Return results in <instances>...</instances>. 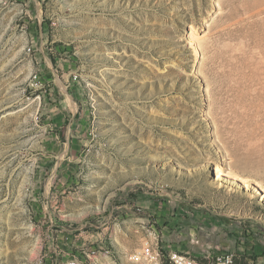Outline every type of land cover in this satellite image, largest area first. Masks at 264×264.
Instances as JSON below:
<instances>
[{
  "label": "rangeland",
  "instance_id": "374dc122",
  "mask_svg": "<svg viewBox=\"0 0 264 264\" xmlns=\"http://www.w3.org/2000/svg\"><path fill=\"white\" fill-rule=\"evenodd\" d=\"M216 164L264 184V0H0V264H264Z\"/></svg>",
  "mask_w": 264,
  "mask_h": 264
},
{
  "label": "built area",
  "instance_id": "2783aa9c",
  "mask_svg": "<svg viewBox=\"0 0 264 264\" xmlns=\"http://www.w3.org/2000/svg\"><path fill=\"white\" fill-rule=\"evenodd\" d=\"M31 88L47 90L48 82L41 72H34L29 80ZM207 258V257H206ZM210 264H235L234 252L209 254ZM133 261H146L151 264H204L203 255H193L173 247L165 248L158 241L147 239L140 251L132 255ZM72 264H76L72 262Z\"/></svg>",
  "mask_w": 264,
  "mask_h": 264
},
{
  "label": "bare ground",
  "instance_id": "6f19581e",
  "mask_svg": "<svg viewBox=\"0 0 264 264\" xmlns=\"http://www.w3.org/2000/svg\"><path fill=\"white\" fill-rule=\"evenodd\" d=\"M195 33H192V35L195 36L196 38L197 33L196 34ZM197 41L199 42V39H197ZM212 169H213V173H215L214 178L216 180L223 179V177H227V178H231L235 180H241V183L246 189L248 190L252 189L255 193H258V192L264 193V184L258 180H254L249 176H241L237 172L223 168V166H221L220 164H216Z\"/></svg>",
  "mask_w": 264,
  "mask_h": 264
}]
</instances>
